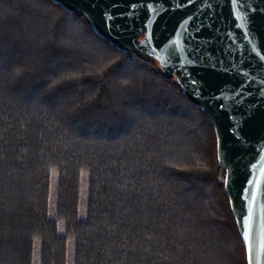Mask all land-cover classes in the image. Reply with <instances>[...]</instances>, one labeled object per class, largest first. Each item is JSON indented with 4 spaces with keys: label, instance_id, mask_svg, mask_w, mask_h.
<instances>
[{
    "label": "trees",
    "instance_id": "trees-1",
    "mask_svg": "<svg viewBox=\"0 0 264 264\" xmlns=\"http://www.w3.org/2000/svg\"><path fill=\"white\" fill-rule=\"evenodd\" d=\"M224 176L154 59L52 0H0V264H247Z\"/></svg>",
    "mask_w": 264,
    "mask_h": 264
},
{
    "label": "water",
    "instance_id": "water-1",
    "mask_svg": "<svg viewBox=\"0 0 264 264\" xmlns=\"http://www.w3.org/2000/svg\"><path fill=\"white\" fill-rule=\"evenodd\" d=\"M154 59L212 125L247 264H264V0H52Z\"/></svg>",
    "mask_w": 264,
    "mask_h": 264
},
{
    "label": "rangeland",
    "instance_id": "rangeland-1",
    "mask_svg": "<svg viewBox=\"0 0 264 264\" xmlns=\"http://www.w3.org/2000/svg\"><path fill=\"white\" fill-rule=\"evenodd\" d=\"M87 179L83 175L80 180L79 189V203H78V219L80 221L85 219L86 216V197H87ZM56 191H57V177L54 173L50 176L49 186V199H48V217L54 218L56 207ZM38 248L33 253V264H37ZM67 264H72V251L70 248L67 250Z\"/></svg>",
    "mask_w": 264,
    "mask_h": 264
}]
</instances>
